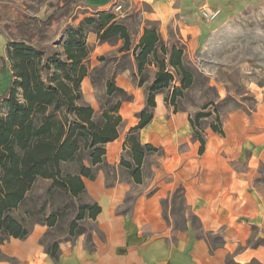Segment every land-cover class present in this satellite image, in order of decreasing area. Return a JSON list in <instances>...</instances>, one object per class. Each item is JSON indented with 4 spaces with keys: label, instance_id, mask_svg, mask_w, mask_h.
Instances as JSON below:
<instances>
[{
    "label": "crops",
    "instance_id": "obj_1",
    "mask_svg": "<svg viewBox=\"0 0 264 264\" xmlns=\"http://www.w3.org/2000/svg\"><path fill=\"white\" fill-rule=\"evenodd\" d=\"M186 1L82 0L86 12L76 24L95 12L112 11L121 5L118 18L126 23L138 21L139 38L149 24H160L162 32L172 24L181 41L195 44L202 37V28L193 14L185 12ZM46 13L45 3L34 15L44 17ZM8 41L1 27L0 57L6 59V70L0 72V98L13 80ZM87 41L92 50L91 70L99 67V58L123 44L102 43L93 31ZM129 55L132 65L117 74L116 84L133 100L122 104L119 138L106 145L105 163L97 167L96 179L86 180L85 202H96L102 208L91 221L95 227L92 248L87 246V235L73 243L62 242L59 260L55 261L42 244L48 226L36 224L27 239L11 238L0 246L1 255L7 259H0V264H264V103L259 102L250 112L235 109L222 115L224 136L206 129V147L200 154L189 112H175L166 105L165 94L158 95L154 118L140 131V141L160 149L162 155L145 157L142 182L136 183L121 161L128 159L124 149L127 135L138 124L136 115L145 107L146 88L153 82L156 69L150 68L149 81L140 87L134 79L135 58ZM95 87L90 76L83 80L84 99L99 112ZM180 187L186 201L181 227L179 211L172 208L173 194ZM191 215L198 217L205 234L219 236L224 244L212 249L209 242L199 238ZM253 239L260 244L251 245Z\"/></svg>",
    "mask_w": 264,
    "mask_h": 264
},
{
    "label": "trees",
    "instance_id": "obj_2",
    "mask_svg": "<svg viewBox=\"0 0 264 264\" xmlns=\"http://www.w3.org/2000/svg\"><path fill=\"white\" fill-rule=\"evenodd\" d=\"M81 4L82 0H51L44 17L17 13L13 19L2 21L9 40L7 57L13 80L0 98V246L11 238L27 239L36 224L46 225L49 231L42 244L55 261L59 260L62 242L73 243L87 235V246L92 248L91 233L83 223L95 221L102 208L96 202H85L86 180L96 179L97 167L105 163L106 145L119 138L122 104L133 100L116 84L114 72L105 81L106 101L100 111L85 101L83 80L90 76L97 86L95 74H101V68L90 67L88 34L95 32L102 43L122 41L118 52L134 56V79L140 87L149 81L150 68L156 69L153 82L146 88L145 107L136 115L138 124L127 135L124 149L129 160L124 157L121 161L136 183L142 182L145 157L159 151L140 141V131L154 118L156 97L165 94L166 105L178 112L181 98L194 87L197 76L185 59V47L166 42L157 23L146 26L134 43L127 23L113 11L95 12L76 25L69 24ZM61 44L64 58L59 52L45 58L47 46ZM0 60L1 72L6 66L5 59ZM209 105L214 104L204 106L189 119L193 139L201 145L200 154L206 147V129L225 134L218 108L205 112ZM39 180L49 183L45 193L40 198L31 197ZM185 202L180 187L172 197L173 211L185 212ZM68 216L67 238L47 244L51 231L60 229ZM190 219L198 237L209 242L212 249L224 244L219 236L202 231L197 216Z\"/></svg>",
    "mask_w": 264,
    "mask_h": 264
},
{
    "label": "rangeland",
    "instance_id": "obj_3",
    "mask_svg": "<svg viewBox=\"0 0 264 264\" xmlns=\"http://www.w3.org/2000/svg\"><path fill=\"white\" fill-rule=\"evenodd\" d=\"M50 1L0 0V28L2 21L13 19L17 13L34 15L39 13L45 3L47 10ZM205 4L221 10L219 17L207 24L199 19L200 8ZM176 5L179 7L180 2ZM185 5V12L193 14L195 23L202 28V37L197 43L188 45L185 39L181 41V37H177L178 30L175 29V25H166L167 27L162 32L161 25L157 24L166 42L179 43L185 47V59L197 73L194 87L185 91V96L180 100L179 111H187L194 116L203 111L204 106L212 103L214 105H209L205 112L213 111L216 107L223 117L227 115V112L235 109L253 111L259 102L264 103V0H188ZM85 12L82 4L78 6L69 24L76 25V20ZM127 25L133 42L137 43L138 21L131 19ZM54 52L61 53L64 58L62 44L47 46L45 58ZM104 57L106 59L99 60L100 65L97 67L101 68V74H95L98 81L95 94L100 109L101 104L106 101L105 81L107 78L112 73L118 74L132 65L130 55L123 56L118 50ZM2 66L3 62L0 60V68ZM210 121L211 119L206 121L204 126ZM153 155L159 157L162 151L159 149ZM48 184L47 181L39 180L31 197H42ZM184 213L179 211V227L184 221ZM70 220L71 216H68L61 222L60 229L55 228L51 231L47 237V244L53 240L64 241L67 238ZM83 225L90 233L95 228L94 222L91 221H86ZM249 243L253 246L260 244L255 239L250 240ZM0 259L1 261L7 260L2 255Z\"/></svg>",
    "mask_w": 264,
    "mask_h": 264
},
{
    "label": "built area",
    "instance_id": "obj_4",
    "mask_svg": "<svg viewBox=\"0 0 264 264\" xmlns=\"http://www.w3.org/2000/svg\"><path fill=\"white\" fill-rule=\"evenodd\" d=\"M114 12L121 13L122 6L121 5L114 6ZM220 13L221 10L219 8H213L208 5H204L200 10V17L201 20L207 24L216 20L219 17Z\"/></svg>",
    "mask_w": 264,
    "mask_h": 264
}]
</instances>
